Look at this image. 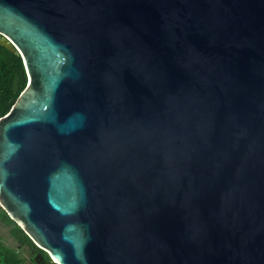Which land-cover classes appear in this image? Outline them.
I'll return each mask as SVG.
<instances>
[{"label": "water", "instance_id": "water-1", "mask_svg": "<svg viewBox=\"0 0 264 264\" xmlns=\"http://www.w3.org/2000/svg\"><path fill=\"white\" fill-rule=\"evenodd\" d=\"M0 45V206L55 263L264 264V0H0Z\"/></svg>", "mask_w": 264, "mask_h": 264}, {"label": "trees", "instance_id": "trees-1", "mask_svg": "<svg viewBox=\"0 0 264 264\" xmlns=\"http://www.w3.org/2000/svg\"><path fill=\"white\" fill-rule=\"evenodd\" d=\"M27 85L22 57L0 45V119L10 112ZM0 225L8 229L0 230V264H57L1 206Z\"/></svg>", "mask_w": 264, "mask_h": 264}, {"label": "rangeland", "instance_id": "rangeland-1", "mask_svg": "<svg viewBox=\"0 0 264 264\" xmlns=\"http://www.w3.org/2000/svg\"><path fill=\"white\" fill-rule=\"evenodd\" d=\"M3 227H4L3 225H0V230H1V232H3V230H4V228H5V227H4V228H3ZM5 229H7V228H5ZM7 230H8V229H7ZM1 232H0V233H1ZM1 234H2V233H1ZM29 256H30V255H28V257H29Z\"/></svg>", "mask_w": 264, "mask_h": 264}, {"label": "clouds", "instance_id": "clouds-1", "mask_svg": "<svg viewBox=\"0 0 264 264\" xmlns=\"http://www.w3.org/2000/svg\"><path fill=\"white\" fill-rule=\"evenodd\" d=\"M54 261V260H53Z\"/></svg>", "mask_w": 264, "mask_h": 264}]
</instances>
